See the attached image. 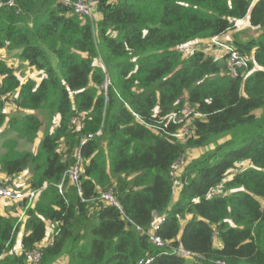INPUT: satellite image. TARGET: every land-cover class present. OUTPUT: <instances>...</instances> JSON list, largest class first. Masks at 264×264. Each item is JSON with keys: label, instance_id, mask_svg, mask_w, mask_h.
<instances>
[{"label": "trees", "instance_id": "obj_1", "mask_svg": "<svg viewBox=\"0 0 264 264\" xmlns=\"http://www.w3.org/2000/svg\"><path fill=\"white\" fill-rule=\"evenodd\" d=\"M96 1L97 23L58 0L0 7V49L43 73L20 83V67L0 59V130L37 142L34 153L10 137L2 145L0 173L28 172L37 196L17 203L21 221L0 213V264H27L40 247V264H264V0ZM244 19L260 32L231 42L247 61L237 77L225 54L180 51ZM33 112L49 116L41 140ZM74 151L81 198L65 178ZM108 191L120 209L99 200ZM154 215L162 247L148 236ZM50 224L58 232L46 240Z\"/></svg>", "mask_w": 264, "mask_h": 264}, {"label": "built area", "instance_id": "obj_2", "mask_svg": "<svg viewBox=\"0 0 264 264\" xmlns=\"http://www.w3.org/2000/svg\"><path fill=\"white\" fill-rule=\"evenodd\" d=\"M61 4L64 6L72 8L74 13L80 15L81 17H85L90 19L91 21H94V11L97 7V1L96 0H58ZM13 7L14 6V0H9L5 5L0 3V7ZM226 43V42H225ZM217 39L212 40V44L220 47H224L223 44H225ZM225 55L227 58V69L229 72V75L232 77L238 76V70L239 69H246L247 68V61L244 57H242L231 45L225 44L224 50ZM109 80L106 78L105 83L103 85V90L106 94L107 88L109 86ZM2 87V80L0 79V90ZM4 96L1 94L0 91V102L3 101ZM183 115V117L187 118L192 113L189 108H185L180 113ZM173 121L177 118L176 115H172L170 117ZM100 132L97 133V135ZM92 136H88L87 138H84L80 141V145H84L88 140H90ZM77 156L75 159L74 165L69 169V171L66 173V179H68L74 186L77 192L78 197H82L81 192V185H80V173H81V155L80 152L77 151ZM183 159H181L178 163L175 165L176 167H180L182 164ZM175 185H178V182H175ZM61 185H58V191L61 193ZM37 196L36 191H23L19 189V187L12 182L11 178L5 177L3 179H0V201L7 202V203H19L26 201L27 206L31 204V202L34 200V198ZM100 201H103L105 203L111 204L112 206L116 207L117 209H120L119 204L112 196L111 192L108 191L106 193H102L99 197ZM24 216V210L21 208V214L19 216L18 221H21ZM164 221V217L154 215L153 220L150 224L149 228V239L152 243L156 244L159 247L163 246V243L161 240L155 236V233L159 230L160 225ZM58 231H56L55 235ZM176 255H178L181 258L184 259H193L194 255L182 248H178L174 251ZM29 264H40V260L42 257V250L41 247L32 250L29 253H27ZM1 259V258H0ZM151 262V259H140L138 264H148ZM223 264V263H218Z\"/></svg>", "mask_w": 264, "mask_h": 264}, {"label": "rangeland", "instance_id": "obj_3", "mask_svg": "<svg viewBox=\"0 0 264 264\" xmlns=\"http://www.w3.org/2000/svg\"><path fill=\"white\" fill-rule=\"evenodd\" d=\"M95 11H94V16H95ZM96 17V16H95ZM98 18H95L94 22L97 23ZM260 31L256 30L255 28H252L248 21H244L240 24H238L235 28V31L231 32L229 35H227V39L230 40H238V39H251V38H256V36L258 35ZM223 40V39H222ZM225 43V42H224ZM230 43V42H229ZM227 44V42L225 43ZM225 44H223V46L225 47ZM228 45V44H227ZM224 47H220V46H216L214 44L211 43H206V42H195V43H189L183 47L180 48V51L182 52V54L184 55V57L188 56L189 54H191V52L193 51H202L207 55H210L211 57H213L214 59H217L219 57H221L223 54H225ZM0 59L5 61L8 65L14 67V68H19V71L17 72V77L20 81V83H24L26 80H34L36 81V83H38L41 79H42V72H38L34 67L29 66L27 63H22L18 57H17V52L15 49L11 48L10 46L0 49ZM13 98H16L15 96H13ZM11 102V101H10ZM7 103L4 107V109L7 108H11V111L8 112L10 114H13L14 111V105L11 103ZM11 105V106H10ZM33 114L38 117L40 119V121H42L43 125L42 128L39 132V139L41 140V138H43L45 130L47 129V127L49 128V126L51 125L49 122V116L48 115H40V112H33ZM53 128L50 127V132H52ZM8 127L5 126L4 128H2L0 130V156L4 153V149L2 147L3 142L5 140V138L10 137L13 139H17V136L14 134H8ZM100 133L96 136H99ZM83 140V139H82ZM18 151L23 152V151H27V152H31L34 153L36 151V144H28L23 140H18ZM195 153H188L186 154V156L183 159L182 164L180 165V167H176L175 170V175H178L179 170L185 166L186 163H188L189 161H191L192 159H195ZM77 153L76 151H74V153L72 154V165L71 167L74 165L75 163V159H76ZM0 177H2V173H0ZM28 178H29V173L28 172H24L23 174L19 175L18 177L11 179L13 183H15L19 189H22L23 191H29L28 190ZM178 188V186H176ZM176 188V189H177ZM261 203H264V201L261 200ZM21 209V207L19 205H17V203H13L12 204H8L7 202H3L0 201V213L4 214L7 212H13V216L17 217L18 216V211ZM56 228L54 225L50 224V228H49V233L47 235V239L49 240L53 235H55L56 233ZM22 233H24V229L21 228V233L18 235L19 237L22 236ZM16 253L18 255L22 254L21 250H16ZM27 264H29L28 259L26 260Z\"/></svg>", "mask_w": 264, "mask_h": 264}, {"label": "crops", "instance_id": "obj_4", "mask_svg": "<svg viewBox=\"0 0 264 264\" xmlns=\"http://www.w3.org/2000/svg\"><path fill=\"white\" fill-rule=\"evenodd\" d=\"M96 14V13H95ZM96 16V17H95ZM94 16V20H95V18H98V16L97 15H95ZM244 21H248L247 19H244V20H242V21H239V22H237L236 24H235V28H236V26L238 25V24H240V23H242V22H244ZM233 31H235V29L233 30ZM233 31H231V32H233ZM231 32H229L227 35H229ZM227 35L226 36H224L220 41L221 42H227V44L228 45H231V42L233 41V40H230V39H227L226 37H227ZM236 40V39H235ZM239 41H243V39H238ZM247 40V39H246ZM230 42V43H229ZM11 106V105H10ZM11 109H12V107L11 108H7V109H5V113L6 114H8V115H11L10 113H8V112H10L11 111ZM15 112V109H14V111H13V113ZM36 144V146H37V142L35 143ZM6 176L5 175H2V177H0V179H3V178H5ZM18 213V215H20L21 214V209L17 212ZM49 228H50V225H48V228H47V232L49 233Z\"/></svg>", "mask_w": 264, "mask_h": 264}]
</instances>
